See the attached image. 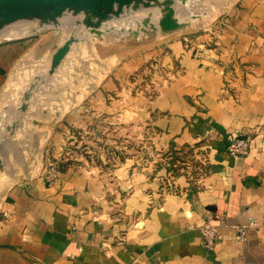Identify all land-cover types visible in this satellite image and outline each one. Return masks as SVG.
Returning a JSON list of instances; mask_svg holds the SVG:
<instances>
[{
	"label": "crops",
	"instance_id": "crops-1",
	"mask_svg": "<svg viewBox=\"0 0 264 264\" xmlns=\"http://www.w3.org/2000/svg\"><path fill=\"white\" fill-rule=\"evenodd\" d=\"M22 22L0 28V126L17 129L0 138V264H264V8L227 19L202 57L179 59L180 115L123 180L67 166L53 149L61 129L88 125L104 92L98 46L78 43L51 73L67 31ZM82 61L96 77L77 74ZM239 134L254 136L251 150L233 157L228 139Z\"/></svg>",
	"mask_w": 264,
	"mask_h": 264
},
{
	"label": "rangeland",
	"instance_id": "rangeland-1",
	"mask_svg": "<svg viewBox=\"0 0 264 264\" xmlns=\"http://www.w3.org/2000/svg\"><path fill=\"white\" fill-rule=\"evenodd\" d=\"M256 7L264 8V0H140L116 2L112 8L102 6L98 13L68 7L58 14L50 9L44 15L24 18L22 23L31 24L35 33H67L66 42L74 39L71 49L87 41L93 46H88L89 51H94L96 45L99 49L97 76L104 92L93 101L97 107H90L92 112L86 113V127L61 129L62 140L53 146L59 150L58 157L67 166L83 167L93 175L120 180L129 170L133 175L140 149L149 147V141L163 130L162 123L169 124L180 115V83L186 70L179 59L188 54L202 57L206 47L218 45L222 35H226L223 29L227 19L245 18ZM124 47L130 50H126L123 62L105 61L110 54L121 55ZM62 62L53 67L52 58L51 73ZM82 62L73 63L77 74L81 71L83 77H96L86 71L88 65ZM122 93H127L130 100L129 109L128 99L125 102V112ZM171 103L175 105L172 109ZM13 134H17V129L0 126V138ZM57 170L51 161L47 176L52 181Z\"/></svg>",
	"mask_w": 264,
	"mask_h": 264
},
{
	"label": "water",
	"instance_id": "water-1",
	"mask_svg": "<svg viewBox=\"0 0 264 264\" xmlns=\"http://www.w3.org/2000/svg\"><path fill=\"white\" fill-rule=\"evenodd\" d=\"M130 1L140 0H0V28L5 23L27 18L29 15L41 16L53 9L55 14L68 7L76 9L93 10L98 13L103 6L112 8L119 2L126 4ZM74 39L67 41L53 56V67L58 66L71 49Z\"/></svg>",
	"mask_w": 264,
	"mask_h": 264
},
{
	"label": "built area",
	"instance_id": "built-area-1",
	"mask_svg": "<svg viewBox=\"0 0 264 264\" xmlns=\"http://www.w3.org/2000/svg\"><path fill=\"white\" fill-rule=\"evenodd\" d=\"M253 137L254 136L250 134H239L237 136H230L228 139V150L230 154L233 157H240L249 154ZM202 231L208 243H212L217 232L215 227L208 224L202 228ZM245 232V227L240 228V237L245 238Z\"/></svg>",
	"mask_w": 264,
	"mask_h": 264
}]
</instances>
